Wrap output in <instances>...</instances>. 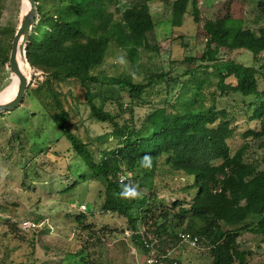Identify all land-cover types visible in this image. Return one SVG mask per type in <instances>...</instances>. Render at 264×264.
I'll list each match as a JSON object with an SVG mask.
<instances>
[{
	"label": "trees",
	"instance_id": "trees-1",
	"mask_svg": "<svg viewBox=\"0 0 264 264\" xmlns=\"http://www.w3.org/2000/svg\"><path fill=\"white\" fill-rule=\"evenodd\" d=\"M9 1L21 5V0ZM34 1L37 18L25 43L27 63L22 62L27 75L31 69L26 93L39 102L61 138L68 141V148L83 161L87 172L78 178L83 180L90 175L101 183L102 212L125 219L131 241L143 256L147 252L167 254L181 243L183 234L195 237L198 245H205L211 256L209 264H248L250 253L238 240L241 233L264 239V87L259 89L258 83H264L263 67L244 66L234 59L220 65L214 62L219 60L221 50L247 51L257 61L264 53V30L255 33L245 28L240 19L229 16L206 20L202 24L206 39L203 52L178 61L185 66L182 73L173 77L172 70H147L146 81L135 83L126 72L98 78L91 70L102 63L110 43L132 64L139 50L156 51L149 41L155 27L149 3L169 0ZM256 8L264 15V0H258ZM188 13L194 23L199 22L197 0H174L171 24L182 25ZM17 25H0V68L8 65ZM6 70L9 74L8 66ZM205 70L216 75L213 91L207 92L202 84L190 87L192 80ZM68 83H77L84 90L90 116L110 125L112 147L96 148L94 152L91 141L85 142L72 132L68 101L62 91ZM163 86L161 106L151 107L136 126L133 113L137 102L147 90ZM180 91L189 96L188 108L176 112L172 102L181 96ZM231 94L253 99L246 105L252 107L250 112H244V116L247 122L259 124L257 129L243 134L245 140L235 151L228 145L234 136L235 117L227 109L205 106L208 95L214 99L215 95L226 98ZM96 98L101 105L94 102ZM105 103L111 105V110L104 109ZM169 109L179 117L174 136H169L163 123ZM157 176L167 180L182 176L186 181L172 191L177 195L160 197L153 183ZM140 180L150 182L143 185ZM77 183L75 180L68 189ZM143 187L147 194L138 192ZM163 187H168L167 183ZM94 212L87 207L75 216L79 233L86 238L75 251L67 253L72 264L102 262L95 248H100L103 239L113 232L105 225L98 228L88 222ZM237 216L248 217L249 223L231 228Z\"/></svg>",
	"mask_w": 264,
	"mask_h": 264
},
{
	"label": "rangeland",
	"instance_id": "rangeland-1",
	"mask_svg": "<svg viewBox=\"0 0 264 264\" xmlns=\"http://www.w3.org/2000/svg\"><path fill=\"white\" fill-rule=\"evenodd\" d=\"M121 1L125 3L129 0ZM173 1L149 3L155 23L149 41L156 51L139 50L132 64L115 44L110 43L102 63L92 69L91 73L101 78L117 77L126 72L135 83L146 81L147 70H172L173 77H176L185 69L178 61L189 55L198 57L203 52L206 40L202 30L204 21L229 16L240 19L245 28L255 33L264 30V15L259 14L256 8L258 0H197L199 22H193L189 7L190 14L185 16L180 26L171 24ZM110 10L113 11V8ZM20 14L21 5L18 7L12 1L0 0L1 26L16 23L19 25ZM115 16L117 17V13ZM218 58L219 60L214 62L217 65L234 59L244 66H262L261 71L264 73V53L254 61L247 51L221 50ZM7 66L0 68V93L4 90L3 94H0V101L11 99L16 90V79L9 70V74L7 73ZM19 67L30 81V67L28 75L27 68L20 59ZM215 77L212 70H205V73L198 74L192 80L190 87L202 84L208 88L207 92L213 91L212 83L215 82ZM258 83L259 89H262V80ZM105 89L106 87L102 88V93ZM62 91L68 101L66 107L70 112L72 132L85 142L91 141L90 149L94 152L96 148L112 147L114 141L109 135L110 125L98 122L90 116L84 90L77 83H68L62 86ZM164 92V86L149 89L137 102L133 113L136 126L146 118L151 107L161 106L159 102L162 101ZM186 93L181 94L180 91L181 96L172 102L176 112L188 108L189 96ZM252 100L232 94L226 98L215 95L214 99L208 95L205 100V106L213 105L216 109H227L235 117L234 136L228 140L232 151L244 142L243 134L248 129H257L259 126L256 121L247 122L244 116V112H250L248 109L252 107L246 105ZM94 102L101 105L97 98ZM103 107L111 110L109 103L103 104ZM170 109L163 123L169 136H174L177 134L179 117L178 113ZM68 147V141L61 138L59 130L45 110L29 93H25L20 106L7 111L0 118V263L72 264L73 261L67 253L75 251L86 238L84 233H79L75 223V216L81 211L80 206L84 205L86 209L88 207L95 211L94 216L88 218V222L98 228L105 225L113 232L103 239L100 248H95L102 258L101 264H137V261L142 259V254L131 241V233L125 219L102 212V197L99 195L103 190L101 183L90 175L83 180L78 178L87 172V168ZM135 174L139 178L142 177L138 171H135ZM75 180L78 183L68 189ZM121 180H124V176ZM140 181L143 185L150 182ZM185 181L182 176H176L172 180L162 176L153 178L160 197L177 195L172 191L180 188ZM164 183H167L168 187L164 188ZM138 192L147 194L148 190L143 187ZM234 219L236 224L231 228L247 225L250 220L246 216H237ZM139 231H142L140 226ZM238 240L243 245L242 248L250 253L247 257L248 264H264V239L261 236L242 232ZM169 256L178 264H209L211 260L209 251L202 244L192 247L187 243H180L169 251Z\"/></svg>",
	"mask_w": 264,
	"mask_h": 264
},
{
	"label": "water",
	"instance_id": "water-1",
	"mask_svg": "<svg viewBox=\"0 0 264 264\" xmlns=\"http://www.w3.org/2000/svg\"><path fill=\"white\" fill-rule=\"evenodd\" d=\"M36 18L37 10L35 1L21 0L19 25L11 41L10 52L8 56L9 71L16 77V90L14 96L10 100L0 101V114L14 110L23 102L29 78L20 69L18 59L27 63L25 57V43ZM3 92L4 90L0 94H3Z\"/></svg>",
	"mask_w": 264,
	"mask_h": 264
},
{
	"label": "built area",
	"instance_id": "built-area-1",
	"mask_svg": "<svg viewBox=\"0 0 264 264\" xmlns=\"http://www.w3.org/2000/svg\"><path fill=\"white\" fill-rule=\"evenodd\" d=\"M81 211L83 212L86 207L84 205L80 206ZM181 243H187L192 247H198V242L195 237L191 238L189 235H180ZM137 264H176V262L170 258L169 252L165 255H155L153 252H147L142 259L137 261Z\"/></svg>",
	"mask_w": 264,
	"mask_h": 264
},
{
	"label": "bare ground",
	"instance_id": "bare-ground-1",
	"mask_svg": "<svg viewBox=\"0 0 264 264\" xmlns=\"http://www.w3.org/2000/svg\"><path fill=\"white\" fill-rule=\"evenodd\" d=\"M18 64H19V59H18ZM12 75V74H11ZM12 76H14V75H12ZM15 77V76H14ZM15 79H16V77H15ZM10 100V99H9ZM8 101V100H7Z\"/></svg>",
	"mask_w": 264,
	"mask_h": 264
},
{
	"label": "clouds",
	"instance_id": "clouds-1",
	"mask_svg": "<svg viewBox=\"0 0 264 264\" xmlns=\"http://www.w3.org/2000/svg\"><path fill=\"white\" fill-rule=\"evenodd\" d=\"M133 191V193H134V190H132ZM122 194H127V193H122Z\"/></svg>",
	"mask_w": 264,
	"mask_h": 264
}]
</instances>
